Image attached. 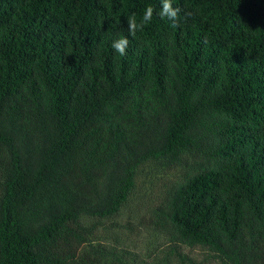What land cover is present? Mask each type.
I'll use <instances>...</instances> for the list:
<instances>
[{"label": "trees", "instance_id": "16d2710c", "mask_svg": "<svg viewBox=\"0 0 264 264\" xmlns=\"http://www.w3.org/2000/svg\"><path fill=\"white\" fill-rule=\"evenodd\" d=\"M172 4L178 27L161 0H0V264H129L83 219L146 164L184 169L152 210L174 249L264 264V0Z\"/></svg>", "mask_w": 264, "mask_h": 264}, {"label": "rangeland", "instance_id": "374dc122", "mask_svg": "<svg viewBox=\"0 0 264 264\" xmlns=\"http://www.w3.org/2000/svg\"><path fill=\"white\" fill-rule=\"evenodd\" d=\"M139 170L135 190L116 216L83 219L86 225L94 226V244L116 247L117 254L129 264H180V252L192 256L197 264H219L211 258L206 263L205 251L174 249L167 233L154 224L152 210L165 198L172 183L182 179L184 169L164 170L146 164Z\"/></svg>", "mask_w": 264, "mask_h": 264}, {"label": "clouds", "instance_id": "9594fccd", "mask_svg": "<svg viewBox=\"0 0 264 264\" xmlns=\"http://www.w3.org/2000/svg\"><path fill=\"white\" fill-rule=\"evenodd\" d=\"M181 9L178 7H173L172 0H161V9L157 13V15L161 19H168L172 22V27H178V19L179 13ZM154 8L152 6H148L144 9L142 17L137 20L135 14L130 16L127 19L128 24V32L131 36H135L137 31H143V29L151 22L153 18ZM185 15H191L190 13H186ZM129 46V39L126 37H121L112 42L111 47L114 49L116 53L120 56H124L127 53V48Z\"/></svg>", "mask_w": 264, "mask_h": 264}]
</instances>
